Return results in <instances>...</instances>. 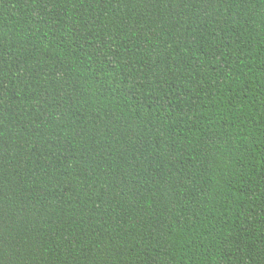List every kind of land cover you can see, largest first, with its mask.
I'll return each instance as SVG.
<instances>
[{
    "label": "trees",
    "instance_id": "1",
    "mask_svg": "<svg viewBox=\"0 0 264 264\" xmlns=\"http://www.w3.org/2000/svg\"><path fill=\"white\" fill-rule=\"evenodd\" d=\"M0 264H264V0H0Z\"/></svg>",
    "mask_w": 264,
    "mask_h": 264
}]
</instances>
